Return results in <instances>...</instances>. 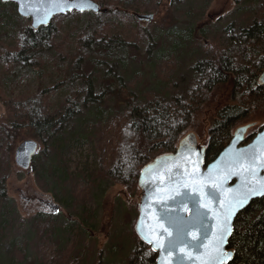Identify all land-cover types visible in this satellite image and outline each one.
Here are the masks:
<instances>
[{
	"label": "trees",
	"instance_id": "1",
	"mask_svg": "<svg viewBox=\"0 0 264 264\" xmlns=\"http://www.w3.org/2000/svg\"><path fill=\"white\" fill-rule=\"evenodd\" d=\"M94 1L101 10L106 9V13L71 12L56 16L48 27L38 30L30 27V19L17 17L19 25L13 44L8 46L0 42L3 76L8 77L15 67L24 65L30 58L39 64L42 55L51 48L69 61L70 67L64 72L67 81L74 84L81 82L79 90L74 87L69 89L57 108L49 102L46 90L5 97L0 88V101L7 113L4 119H0V244L13 235L25 236L27 227L30 237L25 247L27 250L34 247L35 264H46L43 253L45 240L49 242L55 236L58 221L41 214L30 221L21 219L12 199L6 194L9 157L23 130L50 149L48 160L44 159L48 154L43 149L37 151L31 164L37 184L50 191L48 177L62 186L67 181L76 182L79 177L77 172H70L65 159L70 151V138L79 136L78 130L71 135L80 112L79 106L102 104L109 96L119 98L121 107L118 110L99 114L91 125L90 137L96 150L94 167L89 171L88 165L79 174L87 173L93 183L109 181L119 184L127 192L135 194L142 167L159 155L174 152L179 141L197 129L198 112L209 106L218 90L228 89V102L214 107L206 123L203 138L206 164L228 144L237 125L251 121L250 125L254 128L246 136V142L264 127V85L258 84V77L264 70V0H234L232 18L239 17L240 27L231 21L223 30L217 29L211 37L206 33L208 21L198 26L192 23L178 31L170 29L165 34L169 47L163 45L156 53L159 71L169 65L178 69L182 65L181 52L194 42L200 48L201 57L191 63V74L185 86L171 96L150 90L139 94L129 91L123 99L118 94L123 79L117 66L119 60L128 58L137 39L142 41H138L140 45H149L151 39H158L162 34L141 33L143 29H137L139 23L131 11H140L142 6L137 4L138 0ZM150 1L143 0L141 11H149ZM2 8L13 11L15 5L0 3ZM65 18L75 22L71 32L75 37L71 54L63 52L68 44L67 36L58 44L53 40L54 35L60 32V22ZM77 23L80 25L77 26ZM129 27L139 33L138 38L137 34H134V39L125 37L124 32ZM156 46L151 44L145 51L148 53ZM191 52L199 55L195 50ZM85 66L90 67L88 72ZM48 166L52 167L50 175ZM92 185L73 184L72 188H68L67 198L55 195V201L66 209H72L76 206L73 200H77L79 194L82 198L88 197ZM79 232L85 233V226ZM132 235L134 246L125 264H155L157 254L134 232ZM228 247L234 251V258L228 264H264V199L252 201L236 216ZM72 250L73 246L54 250L52 261L71 264ZM26 256L12 242L10 258L23 264Z\"/></svg>",
	"mask_w": 264,
	"mask_h": 264
},
{
	"label": "rangeland",
	"instance_id": "2",
	"mask_svg": "<svg viewBox=\"0 0 264 264\" xmlns=\"http://www.w3.org/2000/svg\"><path fill=\"white\" fill-rule=\"evenodd\" d=\"M207 1L209 0H151L148 12L141 11L144 6L143 0L137 1V4L142 7L140 11H131L132 13L154 15V19L151 22L140 23L137 21L139 23L137 29H143L141 33L162 35L158 39H151L149 45H140L141 43L139 42L142 41L140 38L137 39V42H133L136 46L130 51L128 58L119 60L117 66L123 77L122 85L118 91L121 99L128 96L129 91L139 94L150 90L171 96L175 91H180L185 86L191 74L189 70L191 63L194 62V59L201 57L200 48L194 42L191 47H186L181 52L180 61H182V65L178 69H174V67L172 68L169 65L166 69L161 67L163 70L160 69L159 71L157 69L159 60L156 53L158 48L163 45H167V48L169 47L170 43L166 42L165 34L170 29L178 31V29L180 30L192 23L198 26L202 22L206 23L205 21H208L206 33L211 37V34L217 29L223 30L233 21L236 27H240L241 21L239 22V17L235 20L232 18V12L235 9L234 0ZM17 17L20 16L16 12V6L13 11L10 8L0 9V42L5 45L11 46L13 44V37L19 25ZM79 25L77 23V26ZM74 26L75 22L73 20L63 19L60 22V32L53 37L54 43L58 44L67 36L68 44L63 48V52L66 54L73 52L72 44L75 37L71 32ZM175 33L173 32V34ZM78 34L79 31H77V36ZM134 34H137L138 38L139 33H136L130 27L124 32L125 37L128 39H134ZM151 44H157V46L151 48L147 53L145 50ZM193 50L199 52V55L193 54L191 52ZM40 60L39 64L34 63L35 61L31 58L26 60L24 65L15 67L8 77L3 76L0 65L2 95L8 97L10 94L20 95L34 93L39 89L46 90L49 102L54 108H57L63 98L69 93L71 87L79 90L81 82L77 81V84L69 82L64 74L66 68L70 67L67 59L60 57L54 49L49 48ZM84 69L88 72L90 67L85 66ZM161 71L164 73H161ZM228 95V89L218 90L215 97L211 99L209 106L198 112L195 123L197 124V129L191 132L195 135L198 144L203 145L206 123H208L211 111L217 105L222 106L228 102ZM119 100L117 97L109 96L102 104L79 106L80 112L78 113L77 121L71 129V135L78 130L79 136L70 138V151L65 156L70 172H77L76 175L79 176L76 182L70 183L67 181L62 186L61 183L56 184L51 177H48L51 190H43L37 184L32 170L29 172L24 171L15 165L14 151L9 157L6 194L12 199L18 216L21 219L30 221L33 217L41 214L55 218L58 221L55 236L49 242L45 240L43 253L45 254L46 264H56L52 261L54 250L59 248L68 249L71 246H73L70 254V257H72L70 259L71 264H125L128 261L134 246L132 234L138 215L139 189L135 194H131L119 184H113L109 181H95L93 183L87 173L79 174V171L88 165L89 171L94 167V151L96 150L93 138L91 139L90 137L91 125L99 114L118 110L121 107ZM6 115L7 113L0 101V119H4ZM248 122H242L236 128L248 124L249 128H251V121ZM249 128L245 137L254 127ZM111 136L112 133L109 131V137ZM26 139L37 141L38 152L45 149V153L48 155L44 159L48 160L50 156L48 145L43 146L40 140L34 138L26 130H23L19 135L16 146ZM50 173H52V167L48 166V174L50 175ZM68 184L70 188H72L73 184L86 187L95 184V186L92 185L91 194L88 197L82 198L81 194H79L77 200H73L74 206H76L72 209H66L55 201V195L63 199L67 198ZM90 211L94 213L91 214ZM86 223H88L87 226L85 225ZM82 226H85V233L80 234L79 230ZM25 230V236L17 235L15 237L13 235V237L5 238L0 244V264H20L18 259L12 260L10 258L12 242L23 253L27 254L23 264H35L34 247L28 250L25 247V242L30 237L27 227H25Z\"/></svg>",
	"mask_w": 264,
	"mask_h": 264
},
{
	"label": "water",
	"instance_id": "3",
	"mask_svg": "<svg viewBox=\"0 0 264 264\" xmlns=\"http://www.w3.org/2000/svg\"><path fill=\"white\" fill-rule=\"evenodd\" d=\"M0 2L15 4L17 14L29 18L34 30L48 27L54 17L71 12L107 11L93 0ZM135 18L147 23L154 16L135 14ZM258 84L264 85V70ZM248 127H238L208 164L205 146L189 133L174 152L155 157L140 170L134 232L157 254L155 264H228L233 260L228 242L236 216L252 201L264 199V127L245 143ZM37 148L33 139L20 142L13 153L15 165L29 172ZM248 168L254 176L244 171ZM251 189H257V194H251ZM225 228L227 231H222Z\"/></svg>",
	"mask_w": 264,
	"mask_h": 264
},
{
	"label": "snow or ice",
	"instance_id": "4",
	"mask_svg": "<svg viewBox=\"0 0 264 264\" xmlns=\"http://www.w3.org/2000/svg\"><path fill=\"white\" fill-rule=\"evenodd\" d=\"M81 11L83 10V8L80 9ZM244 171L249 172L250 175L254 176L255 172L252 171L250 168L248 169H244ZM261 188L264 189V183L261 184ZM251 194L255 195L257 194V189H251ZM222 231H227V229H222ZM221 239H223V237H221ZM178 259H182V257L178 258Z\"/></svg>",
	"mask_w": 264,
	"mask_h": 264
},
{
	"label": "flooded vegetation",
	"instance_id": "5",
	"mask_svg": "<svg viewBox=\"0 0 264 264\" xmlns=\"http://www.w3.org/2000/svg\"><path fill=\"white\" fill-rule=\"evenodd\" d=\"M134 15H135V13H134Z\"/></svg>",
	"mask_w": 264,
	"mask_h": 264
}]
</instances>
